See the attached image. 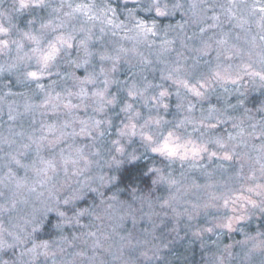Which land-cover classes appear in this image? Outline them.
I'll return each mask as SVG.
<instances>
[{"label": "clouds", "instance_id": "clouds-1", "mask_svg": "<svg viewBox=\"0 0 264 264\" xmlns=\"http://www.w3.org/2000/svg\"><path fill=\"white\" fill-rule=\"evenodd\" d=\"M0 264H264V0H0Z\"/></svg>", "mask_w": 264, "mask_h": 264}]
</instances>
